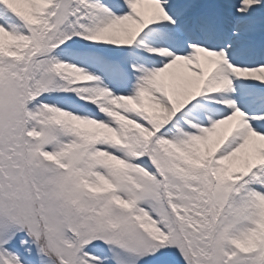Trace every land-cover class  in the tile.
Wrapping results in <instances>:
<instances>
[{
    "label": "snow or ice",
    "instance_id": "6c2138e0",
    "mask_svg": "<svg viewBox=\"0 0 264 264\" xmlns=\"http://www.w3.org/2000/svg\"><path fill=\"white\" fill-rule=\"evenodd\" d=\"M0 264H264V0H0Z\"/></svg>",
    "mask_w": 264,
    "mask_h": 264
}]
</instances>
